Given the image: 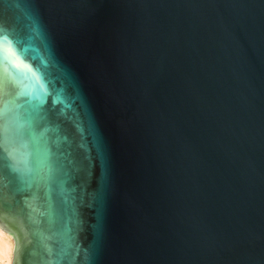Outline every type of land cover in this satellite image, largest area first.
Segmentation results:
<instances>
[{
	"label": "water",
	"instance_id": "1",
	"mask_svg": "<svg viewBox=\"0 0 264 264\" xmlns=\"http://www.w3.org/2000/svg\"><path fill=\"white\" fill-rule=\"evenodd\" d=\"M0 226L15 264H264V0H0Z\"/></svg>",
	"mask_w": 264,
	"mask_h": 264
},
{
	"label": "clouds",
	"instance_id": "2",
	"mask_svg": "<svg viewBox=\"0 0 264 264\" xmlns=\"http://www.w3.org/2000/svg\"><path fill=\"white\" fill-rule=\"evenodd\" d=\"M15 257H16L15 244L0 243V264H15Z\"/></svg>",
	"mask_w": 264,
	"mask_h": 264
},
{
	"label": "bare ground",
	"instance_id": "3",
	"mask_svg": "<svg viewBox=\"0 0 264 264\" xmlns=\"http://www.w3.org/2000/svg\"><path fill=\"white\" fill-rule=\"evenodd\" d=\"M0 243L3 244H15V238L13 236V234L7 232L6 230H4L1 226H0Z\"/></svg>",
	"mask_w": 264,
	"mask_h": 264
}]
</instances>
